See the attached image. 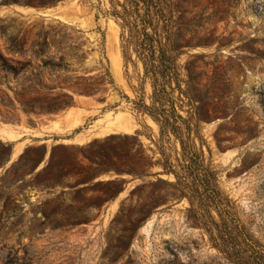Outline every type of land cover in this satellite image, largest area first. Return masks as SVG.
Returning <instances> with one entry per match:
<instances>
[{
  "label": "rangeland",
  "instance_id": "rangeland-1",
  "mask_svg": "<svg viewBox=\"0 0 264 264\" xmlns=\"http://www.w3.org/2000/svg\"><path fill=\"white\" fill-rule=\"evenodd\" d=\"M178 1L180 64L205 73L202 92L220 74L230 85L229 117L201 125L218 187L233 203L240 242L264 250V0ZM111 10V0H0V55L24 65L17 76L0 72V264H233L174 177L158 176L159 127L138 111V73L125 67ZM60 58L68 69L43 67ZM40 84L57 89L40 96L68 95L72 105L25 113L21 103ZM82 168L87 183L77 185ZM44 183L52 186L36 187Z\"/></svg>",
  "mask_w": 264,
  "mask_h": 264
},
{
  "label": "trees",
  "instance_id": "trees-1",
  "mask_svg": "<svg viewBox=\"0 0 264 264\" xmlns=\"http://www.w3.org/2000/svg\"><path fill=\"white\" fill-rule=\"evenodd\" d=\"M178 3V0H123L121 3L111 0L112 10L109 12L121 31L125 67L132 65L138 73V91L141 95L136 104L138 111L147 114L159 127L160 137L156 145L163 172L158 176L174 177L172 186L180 194V199L188 200L190 211L195 214L199 226L209 233L213 247L228 261L233 264H264V250L257 243L253 240L247 244L240 242V224L233 203L218 187L211 151L201 135L203 123L229 117L230 85L226 75L220 74L202 92L199 89L200 79L205 73L196 72V62H189L185 68L180 64L181 57L186 53L176 38ZM17 65L21 67L10 65L0 55L1 73L17 76L24 70V65ZM43 67L58 73L68 69L69 65L64 63V58H60L58 61L44 62ZM147 85L152 90L149 96H146ZM56 90L41 84L30 89L27 93L35 96L29 102L21 103L22 110L33 114H56L70 107L72 101L68 95L56 98L40 96L51 95ZM59 91L63 92L64 89L60 88ZM60 97L69 101L59 102ZM146 98L150 101L149 105H146ZM132 139L136 145L139 143L137 138ZM93 148L94 145L89 146L90 150ZM32 154L33 150L28 151L20 165L24 166ZM85 158L101 168L97 159L87 154ZM81 170L75 174L80 178L77 185L87 183L83 179L86 169ZM116 172L140 179L147 177L133 171ZM44 173H48V168ZM41 186L50 188L52 185H36L37 188ZM213 211L218 214L219 223L214 220Z\"/></svg>",
  "mask_w": 264,
  "mask_h": 264
},
{
  "label": "crops",
  "instance_id": "crops-1",
  "mask_svg": "<svg viewBox=\"0 0 264 264\" xmlns=\"http://www.w3.org/2000/svg\"><path fill=\"white\" fill-rule=\"evenodd\" d=\"M24 9H27V10H31V11H36V12H39L40 10H38V9H35V8H24ZM43 13H44V15H47V13H49V12H52V10H50V9H43V10H41ZM64 118H66V115H64L63 117H62V120L64 119ZM53 123H51L49 126H48V128H52V125Z\"/></svg>",
  "mask_w": 264,
  "mask_h": 264
},
{
  "label": "water",
  "instance_id": "water-1",
  "mask_svg": "<svg viewBox=\"0 0 264 264\" xmlns=\"http://www.w3.org/2000/svg\"><path fill=\"white\" fill-rule=\"evenodd\" d=\"M40 13V12H39ZM48 15V14H47Z\"/></svg>",
  "mask_w": 264,
  "mask_h": 264
}]
</instances>
